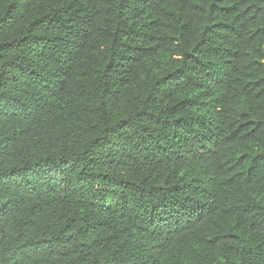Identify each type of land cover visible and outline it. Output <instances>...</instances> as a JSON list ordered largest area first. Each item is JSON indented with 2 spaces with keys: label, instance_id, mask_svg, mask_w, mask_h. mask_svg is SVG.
<instances>
[{
  "label": "trees",
  "instance_id": "1",
  "mask_svg": "<svg viewBox=\"0 0 264 264\" xmlns=\"http://www.w3.org/2000/svg\"><path fill=\"white\" fill-rule=\"evenodd\" d=\"M0 264H264V0H0Z\"/></svg>",
  "mask_w": 264,
  "mask_h": 264
}]
</instances>
